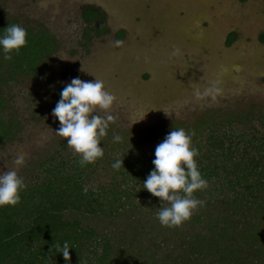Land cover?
I'll return each instance as SVG.
<instances>
[{
    "label": "rangeland",
    "instance_id": "374dc122",
    "mask_svg": "<svg viewBox=\"0 0 264 264\" xmlns=\"http://www.w3.org/2000/svg\"><path fill=\"white\" fill-rule=\"evenodd\" d=\"M87 5L98 8L106 32L97 33L94 21L81 18ZM0 16L41 26L57 43L36 77H17L2 87L6 111L18 125L0 143V171L15 168L26 182L48 156L65 161L79 156L55 133L60 124L52 116L61 98L55 91L73 78L103 80L117 97L110 113L115 123L101 140L104 156L87 173L86 187L110 182L111 159L155 153L166 138L161 131L194 132L195 147L204 144L213 120L227 131L224 117L230 114L240 132L252 126L264 134V0H0ZM229 33L233 39L227 43ZM117 40L124 42L121 47L114 46ZM114 135L122 141L115 142ZM21 154L25 163L17 167ZM238 158L239 151L233 152L232 161ZM145 193L133 200L142 214L125 207L116 218L85 217L110 238L115 264H144L151 250L175 253L180 237L208 235L207 222L225 213L213 205L169 228L157 217L167 203Z\"/></svg>",
    "mask_w": 264,
    "mask_h": 264
},
{
    "label": "trees",
    "instance_id": "16d2710c",
    "mask_svg": "<svg viewBox=\"0 0 264 264\" xmlns=\"http://www.w3.org/2000/svg\"><path fill=\"white\" fill-rule=\"evenodd\" d=\"M80 15L87 24L94 21L97 33L106 32L97 7L84 6ZM12 24L27 30L28 43L18 55L11 53V60L4 58L0 46V143L8 141L18 125L6 111L2 87L17 77H36L57 47L45 28L23 25L14 17L0 16V38ZM232 37L230 33L227 38ZM260 39L264 40V33ZM63 88L54 95L60 97ZM224 119L227 131H221L219 121L213 120L207 126L204 144L195 145L198 169L208 187L194 193V197L204 199L195 211L205 213L217 205L224 215L212 224L207 222L208 235L180 237L175 253L156 255V250H151L144 264H264V134L257 135L252 126L240 132L232 127L233 115ZM235 151H239V158L232 161ZM58 157L40 161L37 173L24 181L26 188L18 205L0 207V264H115L110 238L101 235L85 217L116 218L125 207L130 213L142 214L135 210L138 204L133 200L146 195L143 182L154 170L155 153L111 159V165L117 160H123V165L119 170L111 166L110 182L95 188L85 185L95 163L81 167L80 156L68 161ZM65 242L70 247V261L55 249L56 244L62 248Z\"/></svg>",
    "mask_w": 264,
    "mask_h": 264
},
{
    "label": "clouds",
    "instance_id": "9594fccd",
    "mask_svg": "<svg viewBox=\"0 0 264 264\" xmlns=\"http://www.w3.org/2000/svg\"><path fill=\"white\" fill-rule=\"evenodd\" d=\"M27 30L19 24L9 25L5 34L0 38V46L5 53V59L11 60V53L17 55L20 49L27 46ZM123 41L117 40L114 46L121 47ZM83 71V67L81 69ZM60 100L52 110V116L58 119L59 128L55 133L67 141V146L78 154L81 167L93 164L103 158L104 149L101 147L102 138L106 137L110 123H115L116 117L111 110L117 97L110 92L103 80L82 81L73 78L60 92ZM97 109L103 110L106 117L95 115ZM144 119V118H143ZM142 119V120H143ZM183 128L172 130L155 148V159L152 161L154 170L143 182V188L152 196L161 200L162 205L157 213L162 226L169 228L180 227L189 221L203 201L194 197V193L208 187V182L202 178L198 169L196 157L199 150L193 147L192 136ZM115 142H121L119 135H114ZM25 157L17 156L14 164L23 166ZM123 160H117L112 168L119 170ZM26 188L24 179L17 170L0 171V207L16 206L21 202V192ZM55 249L63 254L65 261H70L69 244L65 242ZM51 252V249H50Z\"/></svg>",
    "mask_w": 264,
    "mask_h": 264
},
{
    "label": "flooded vegetation",
    "instance_id": "af4514ba",
    "mask_svg": "<svg viewBox=\"0 0 264 264\" xmlns=\"http://www.w3.org/2000/svg\"><path fill=\"white\" fill-rule=\"evenodd\" d=\"M229 34H230V33H229ZM229 34H228V35H229ZM262 34H263V33H262ZM262 34H261V35H262ZM261 35H260V36H261ZM227 37H228V36H227ZM232 39H233V37H232V38H230V39H229V38H227V43H230Z\"/></svg>",
    "mask_w": 264,
    "mask_h": 264
}]
</instances>
